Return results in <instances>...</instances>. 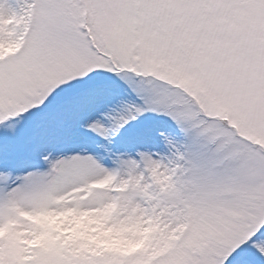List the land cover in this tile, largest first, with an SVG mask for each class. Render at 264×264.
Listing matches in <instances>:
<instances>
[{"label":"snow or ice","instance_id":"1","mask_svg":"<svg viewBox=\"0 0 264 264\" xmlns=\"http://www.w3.org/2000/svg\"><path fill=\"white\" fill-rule=\"evenodd\" d=\"M0 264H264V0H0Z\"/></svg>","mask_w":264,"mask_h":264}]
</instances>
